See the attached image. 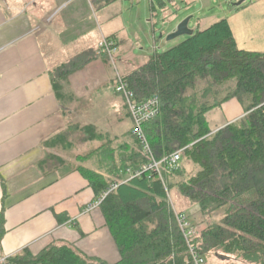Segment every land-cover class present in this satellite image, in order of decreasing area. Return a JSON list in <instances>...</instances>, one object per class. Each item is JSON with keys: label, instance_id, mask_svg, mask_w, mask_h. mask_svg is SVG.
<instances>
[{"label": "trees", "instance_id": "16d2710c", "mask_svg": "<svg viewBox=\"0 0 264 264\" xmlns=\"http://www.w3.org/2000/svg\"><path fill=\"white\" fill-rule=\"evenodd\" d=\"M117 1L94 0L93 7ZM161 5L167 6L164 0ZM108 38L117 46L115 34ZM79 61L61 74L75 70ZM123 77L138 100L160 98L158 115L144 125L147 140L158 160L182 150V165L174 171L163 166L162 175L148 170L137 176L148 160L124 139L132 136L140 147L131 130L120 139L89 123L71 125L60 135L69 142L77 132L82 142L97 143L77 155L78 170L97 194L117 184L100 206L121 255L114 264H195L177 220L182 212L171 201L173 189L209 219L221 216L201 230L196 227L194 244L206 264L213 256L264 264V53L240 49L223 18L154 53ZM200 82L208 85L199 89ZM231 99L245 104V115L213 130L208 113ZM50 159L67 161L64 156ZM11 261L109 264L70 243L51 244L37 255L25 249Z\"/></svg>", "mask_w": 264, "mask_h": 264}, {"label": "crops", "instance_id": "0c3cea01", "mask_svg": "<svg viewBox=\"0 0 264 264\" xmlns=\"http://www.w3.org/2000/svg\"><path fill=\"white\" fill-rule=\"evenodd\" d=\"M33 1L0 0V264H14L11 259L25 249L37 255L54 243L73 244L91 257L114 264L121 255L101 208L83 213L85 206L99 194L78 165L68 159L57 160L55 164L54 159L48 161L56 156L67 157L66 146L70 144L60 135L69 126L93 123L101 128L100 125L111 124V118L113 122L123 121L113 100L108 113H87L96 121L82 118L86 115L78 105L80 98L73 78L86 70L94 76L99 68H93L92 60L100 53L78 49L83 42L77 44L80 40L76 27L54 29L51 27L54 18L49 20L64 5L80 2L92 7L93 3L44 2L42 6L46 4L48 11L38 17L43 8L38 10L35 4L32 14L23 11ZM245 2L237 8H242ZM251 6L250 16L236 28L230 26L240 49L264 53V6ZM67 31L72 32L69 41L63 37ZM76 61L79 63L73 65L75 70L61 74L60 70H67ZM100 100L95 101L90 111L107 106L104 99ZM122 103L129 115L124 99ZM244 115L245 109L226 124Z\"/></svg>", "mask_w": 264, "mask_h": 264}, {"label": "rangeland", "instance_id": "374dc122", "mask_svg": "<svg viewBox=\"0 0 264 264\" xmlns=\"http://www.w3.org/2000/svg\"><path fill=\"white\" fill-rule=\"evenodd\" d=\"M52 1L54 0H34L33 5L30 8H28L30 4L27 5L23 11L27 10L26 15L32 14L35 4L38 6V10H40L39 8H43V10L39 16L38 14L34 15L42 17L48 11L46 4L42 6V3ZM93 1L91 0L92 3ZM164 1L167 5L165 9L161 5V0H121L101 9H98L96 4H94L96 6L94 9L93 6L88 7L85 3L77 2L68 7L62 6L49 19L54 18L51 22V27L54 29L77 28L76 33L79 34L78 38L80 40L77 44L83 42V45H79L78 49L89 48L99 51L100 54L96 60H92L94 62L93 68H99L98 72H94V76L89 74V70L77 74L73 78L76 82L74 87L80 98L78 105L79 107L82 106L83 112L85 111L86 117H82L85 121H96L92 118L93 116H87V113L106 114L110 111L108 107H110L111 100L116 102L118 111L123 115V121L117 123L116 121L113 122L114 118H111L109 121L111 124L107 126L100 125L101 128L103 127L102 130L110 132L112 137L118 136L122 139V134L127 133L132 125L131 117L127 115L126 109L122 106L123 98L117 95L114 90V77L117 72L122 75L129 74L138 66L144 64L154 53L164 52L185 40L186 36L172 40H167V37L181 21L188 17H191L189 27L194 30L205 29L223 18H227L231 26L236 28L239 22L252 14L251 5L262 4L264 6V0L257 3L247 0L243 7L239 9L237 5H234L239 0ZM56 15L58 16L55 17ZM114 34L116 35L117 52L113 55V63L108 55L100 52L99 42L103 36L109 37ZM71 35L72 32L67 31L63 37L69 41ZM207 85L206 82H200L198 88L202 89ZM99 99H104L107 106L100 107L96 111H93V109L90 111L89 108ZM209 99L212 101L213 97L209 96ZM244 109L245 104L238 100L234 99L227 102L224 108L217 107L208 113L209 126L213 130H217L227 125L226 123L231 117H235L237 113L243 112ZM99 117L98 119H100ZM103 120L106 119H101V121ZM115 132L116 135L111 134H115ZM76 134L77 136H73L75 142L71 137L69 138L67 143L71 145L67 148L69 151H65V153L68 161L74 165H80L82 162L77 158V155L89 153L96 148L97 143H84L81 141L82 137L79 133L76 132ZM131 137L128 136L124 139L129 143L131 142L132 148L140 153L138 143H133L134 140ZM171 201L174 208L181 211L198 230L204 228L209 221H218L221 217L217 214L209 219L202 214L197 204L190 203L176 189L171 191ZM222 258L213 256L209 259V264H248Z\"/></svg>", "mask_w": 264, "mask_h": 264}, {"label": "built area", "instance_id": "2783aa9c", "mask_svg": "<svg viewBox=\"0 0 264 264\" xmlns=\"http://www.w3.org/2000/svg\"><path fill=\"white\" fill-rule=\"evenodd\" d=\"M99 48L101 50L100 52L108 55L114 63L113 55L117 52L115 42L110 40L108 37L103 36L99 42ZM114 78V90L123 97L131 116V134L138 139L140 143V152L146 156L148 160V162L140 171L136 173V175L138 176L144 171L148 170H153L162 175L163 166H165L169 171L179 169L182 165V150L175 151L172 154L164 157L162 160L156 159L151 150L144 130L145 123L158 115L160 110V98L157 95H153L146 99L138 100L135 92L130 87L129 82L123 77L121 73L117 72ZM116 187L117 184H114L107 190L103 191L94 202L85 206L83 213H89L94 209L99 208L107 195ZM177 220L189 246L195 264H206L205 257H203L199 251H197V248L194 244L196 236L195 227L183 213H177Z\"/></svg>", "mask_w": 264, "mask_h": 264}, {"label": "water", "instance_id": "95a60500", "mask_svg": "<svg viewBox=\"0 0 264 264\" xmlns=\"http://www.w3.org/2000/svg\"><path fill=\"white\" fill-rule=\"evenodd\" d=\"M245 1L246 0H239L236 5H241ZM190 20L191 17H188L181 21L177 28L168 35L167 40H172L181 36H192L195 30L189 27Z\"/></svg>", "mask_w": 264, "mask_h": 264}]
</instances>
